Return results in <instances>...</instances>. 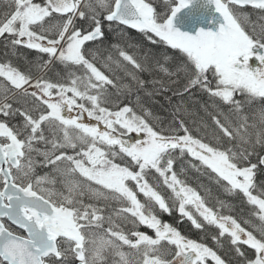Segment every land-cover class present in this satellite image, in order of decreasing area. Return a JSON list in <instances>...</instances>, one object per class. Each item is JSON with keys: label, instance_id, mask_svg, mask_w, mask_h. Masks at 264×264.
I'll return each mask as SVG.
<instances>
[{"label": "snow or ice", "instance_id": "snow-or-ice-1", "mask_svg": "<svg viewBox=\"0 0 264 264\" xmlns=\"http://www.w3.org/2000/svg\"><path fill=\"white\" fill-rule=\"evenodd\" d=\"M5 3L0 264H230L203 237L182 233L176 224L185 220L202 232L214 228L213 244L222 249L227 241L236 264H264V155L257 151L264 150V0H204L218 14L209 19L215 28L194 32L175 19L195 0H165L163 12L154 0ZM113 25L180 54L175 70L155 65L176 77L169 83L183 79L182 93L207 94L202 107L212 127L202 122L194 134L180 106L173 123L159 126L142 106L120 103L133 85L145 86L138 73L149 70L152 54L131 42L87 47L109 40L105 26L115 32ZM21 48L38 58L28 60ZM251 57L257 67H249ZM178 161L239 197L247 215L182 179L187 169L177 170ZM173 213L176 224L162 218Z\"/></svg>", "mask_w": 264, "mask_h": 264}, {"label": "trees", "instance_id": "trees-1", "mask_svg": "<svg viewBox=\"0 0 264 264\" xmlns=\"http://www.w3.org/2000/svg\"><path fill=\"white\" fill-rule=\"evenodd\" d=\"M154 2L157 6L158 11L163 12L165 10V0H154ZM6 8L7 5L5 3V0H0V13H3ZM252 19L256 20L255 14H253ZM113 28L116 29L115 32L109 31L107 26H105V31L109 32L110 39L106 40L103 45L90 43L87 45V47H107L111 43L131 42L139 46V51L141 53L148 52L152 54V58L148 62L149 70L138 73L140 79L146 82L145 86L143 88H140L136 85H133V91L130 94L121 96L120 103H127L138 112H140L142 106V108L147 109L151 113V117L149 118L150 122L159 126L167 127L169 124L173 123L176 118L175 110L177 106H180V118L187 123L189 128L193 130L194 134H196V129L201 125L202 122H206L210 127H212L211 120L202 107V105L208 103L209 101L207 94L201 92L198 88H193L189 93H182V85L184 83L183 79H181L179 84H171L169 83L170 79L175 80L176 77L173 76L170 78L166 76L155 65V61L159 60L160 63L165 64V66L168 67L170 71L175 70L176 66L182 60L180 54L166 48L164 45H156L150 43L143 34L137 32L134 29H129L125 26L118 25H113ZM121 29L126 33L124 37L119 36V32L121 31ZM6 51L7 49L5 48L4 39L0 38V60L5 59ZM128 51L136 54L137 49L129 48ZM20 52L23 53V55L28 60H35L39 56L38 53L23 48L20 49ZM165 55L171 56L172 59L165 62L163 60V57ZM46 58L47 57H45V59ZM12 59L14 63H18L21 64V66H24L23 60H18L15 57H13ZM120 75L123 76V73H120ZM154 80H163L164 87H161V85L159 84H153L152 81ZM125 82H127V80H125ZM253 107L258 108L260 107V105L256 104ZM246 111L250 112L251 110L246 109ZM257 151L259 154L264 153V150L261 149H257ZM253 160L255 161V157H253ZM181 163H184V166L187 169V175H182V179H187L189 183H191L194 187H198L200 183H203L204 185L211 188L213 197H219L220 199L229 201L234 205V211L232 214L240 216L241 208H243V215H247L249 209L247 206L241 204L239 197L226 195L217 185L211 183L206 176L200 175L196 173L195 170L188 168L186 161H178L176 164L177 170H179ZM211 202L214 203V201ZM172 217L174 221L176 220L178 215L176 213H173ZM176 226L181 230L182 233L191 238L200 239L201 237H203L204 242L209 246L217 248L220 255L226 260L230 261V264H236L237 258L229 248L227 241H224V247L222 249L219 248V246L213 244V241L211 240V234L216 231L214 228H206L202 232L192 228L190 223L186 220L179 224H176Z\"/></svg>", "mask_w": 264, "mask_h": 264}, {"label": "water", "instance_id": "water-1", "mask_svg": "<svg viewBox=\"0 0 264 264\" xmlns=\"http://www.w3.org/2000/svg\"><path fill=\"white\" fill-rule=\"evenodd\" d=\"M215 14L212 5H206L204 0H195L191 9H182L177 14L175 26L181 30L194 32L196 27L215 28L214 24L209 23V19ZM264 155V153L262 154Z\"/></svg>", "mask_w": 264, "mask_h": 264}, {"label": "flooded vegetation", "instance_id": "flooded-vegetation-1", "mask_svg": "<svg viewBox=\"0 0 264 264\" xmlns=\"http://www.w3.org/2000/svg\"><path fill=\"white\" fill-rule=\"evenodd\" d=\"M257 66H258V61L255 59V57H252V61L249 60V67L250 68H254V67H257ZM130 135L135 137V134H130ZM44 171H47V169H39V168L37 169V172L39 174H42ZM162 218L164 220H167V221L171 222V223H176V221L178 220V217H177L176 220L173 221L172 215L169 216V215H166V214ZM13 227H15V226H13ZM141 230H144V229L141 228Z\"/></svg>", "mask_w": 264, "mask_h": 264}, {"label": "rangeland", "instance_id": "rangeland-1", "mask_svg": "<svg viewBox=\"0 0 264 264\" xmlns=\"http://www.w3.org/2000/svg\"><path fill=\"white\" fill-rule=\"evenodd\" d=\"M250 61H252V57L250 58Z\"/></svg>", "mask_w": 264, "mask_h": 264}]
</instances>
